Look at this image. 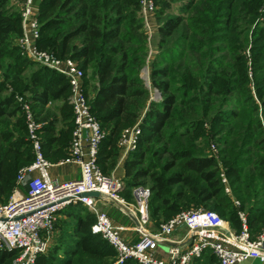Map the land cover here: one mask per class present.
<instances>
[{"label":"trees","instance_id":"1","mask_svg":"<svg viewBox=\"0 0 264 264\" xmlns=\"http://www.w3.org/2000/svg\"><path fill=\"white\" fill-rule=\"evenodd\" d=\"M17 1L0 0V205L34 160L17 97L42 124L50 163L69 156L74 126L66 78L21 55ZM140 1L39 0L36 47L83 71L90 113L103 133L96 164L105 176L116 166L122 131L138 124L124 162V200L146 187L156 228L202 208L236 234L244 225L254 239L264 226V0H153L158 52L149 62L150 88L140 76L148 53ZM210 143L218 160L207 152ZM71 206L75 212L67 211ZM68 207L58 214L66 220L57 219L54 243L33 264H117L114 249L90 231L93 214L80 204ZM15 257L0 250V264ZM190 264L217 259L205 250Z\"/></svg>","mask_w":264,"mask_h":264},{"label":"built area","instance_id":"2","mask_svg":"<svg viewBox=\"0 0 264 264\" xmlns=\"http://www.w3.org/2000/svg\"><path fill=\"white\" fill-rule=\"evenodd\" d=\"M17 5L21 10L22 36L17 41L21 55L63 75L67 80L68 103L72 109L74 126L69 156L58 164L76 163L80 175L77 179L65 181H57L50 176L51 163L43 156L39 135L42 124L35 120L30 104L18 96L34 160L19 170L9 201L0 205V250L16 253L12 264H33L36 256L46 253L54 235L58 214L76 204L86 207L93 214L95 220L90 231L114 249L117 264L125 260H133L138 264H190L203 250L211 251L218 264H243L249 260L264 264V229L251 239L243 225L241 233L236 236L228 222L202 208L177 214L160 224L155 233L146 230L149 224L148 188H134L132 203H128L119 194L124 186L123 181L111 175L105 176L96 164L103 133L90 113L84 94L83 71L74 60L59 59L39 50L36 47L37 4L35 0H19ZM154 13L153 0L140 1L139 14L146 35L151 32ZM147 59H151L150 54ZM153 92L155 96L158 95L155 90ZM139 133L138 124L123 130L118 141L119 150L131 152ZM210 153L216 158L213 143L210 144ZM91 192H97L99 197L86 195ZM109 202L133 220L139 234L137 241H126L108 215L98 210V205ZM239 216L244 221L243 214L239 213ZM181 229L186 230L183 240L172 241L173 234ZM164 242L169 243L170 247L167 259L162 260L154 252L156 246Z\"/></svg>","mask_w":264,"mask_h":264},{"label":"crops","instance_id":"3","mask_svg":"<svg viewBox=\"0 0 264 264\" xmlns=\"http://www.w3.org/2000/svg\"><path fill=\"white\" fill-rule=\"evenodd\" d=\"M38 1L39 0H35L36 4H37ZM56 105H57L56 103L55 104H49L48 107L49 108H53ZM129 153H126L124 151L119 150V156L117 158L116 166H115V168L113 169V171L111 173V176H113L115 179L123 181V177H124V162H125L126 158L128 157ZM58 162L51 163V166L49 168L50 176L53 179H55L57 181H65V180L79 178L80 169H79V166L76 163H64V164H60L59 165ZM67 209H68L67 210L68 212H72V211L75 212L76 211V207L75 206L68 207ZM115 211H116V213L121 214L117 210H115ZM57 219L58 220H60V219L66 220L65 216L62 215V214L58 215ZM123 221H114V220H112L114 226L117 227L120 230V232L122 234V237L126 241H128V242L137 241L138 238H139V234L135 233L136 232V225L133 222V220H131L129 218L128 220L126 219V220H123ZM183 230L184 229H181V230L177 231L176 233H174L173 236L171 237V240L175 241V242L183 240V238H184V236L186 234V230L185 231H183ZM162 245L167 246L168 249L170 247L169 243H167V242H164L162 244H158L156 246V249H155L154 253L159 259L165 260L168 257V254H167L168 249H167L166 252L162 251V249H161Z\"/></svg>","mask_w":264,"mask_h":264},{"label":"rangeland","instance_id":"4","mask_svg":"<svg viewBox=\"0 0 264 264\" xmlns=\"http://www.w3.org/2000/svg\"><path fill=\"white\" fill-rule=\"evenodd\" d=\"M175 10H176V6H173V11L175 12ZM140 18H141V16H140ZM153 18V20H152V22H151V24H152V26H151V32L150 33H148V35H147V39H146V41H147V48H148V53H147V55H146V62H145V66L143 67V69L141 70V79L143 80V83H144V85L147 87V88H150L149 87V62L156 56V54H157V40H158V37H157V29H158V23H157V21H156V16H155V13H154V16L152 17ZM141 21H142V18H141ZM142 23H143V21H142ZM149 34H150V37H148L149 36ZM149 54H150V56H151V59L148 61V56H149ZM150 92H151V96L154 98V99H156V100H158L159 99V95H157L156 94V96H155V92H153V90H150ZM211 144V143H210ZM210 144H209V146H208V149H207V152H209L210 153ZM215 145V144H214ZM215 148H216V158H217V160L219 159V154H218V152H219V149H218V146L217 145H215ZM226 189L228 190V191H226ZM225 192L227 193V194H230V189H229V187H228V185H227V183H225ZM9 201V200H8ZM7 201V202H8ZM128 203H132V201H127ZM233 203H234V205L235 206H238V202L236 201V200H233ZM2 205V204H1ZM98 210L99 211H101V212H104L105 214H107L108 215V217L110 218V219H112V220H114V221H123V220H128L129 218L127 217V215L126 214H124V213H122V212H120L118 209H117V207L116 206H114V204L112 203V202H109V203H106V204H100V205H98ZM115 210H117L119 213H121V214H118V213H116V211ZM190 210H195V209H190ZM190 210H186V211H190ZM186 211H183V212H186ZM209 211H212V210H209ZM212 212H214L216 215H218V213H216L215 211H212ZM180 213H182V212H180ZM219 216V215H218ZM220 217V216H219ZM171 219V218H170ZM170 219H168V220H170ZM167 220V221H168ZM223 220V219H222ZM124 222V221H123ZM166 221H163V222H160V224H162V223H165ZM159 224V225H160ZM231 229V228H230ZM264 229V226L262 227V229H261V231ZM146 230H148V231H151L152 233H155V232H157L158 231V228H156V226H154L153 224H152V222L149 220V224H148V226L146 227ZM183 231H185V229L183 230ZM182 231V232H183ZM231 231L234 233V235H236V236H238L239 234H236L232 229H231ZM260 231V232H261ZM259 232V233H260ZM136 234H138V231L136 230V232H135ZM258 233V234H259ZM249 234V233H248ZM257 234V235H258ZM256 235V236H257ZM135 236V235H134ZM255 236V237H256ZM250 237V236H249ZM54 243V241L53 240H51L50 241V246H52V244ZM49 246V247H50ZM161 249H162V251H167V249H168V247L167 246H164V245H162L161 246ZM203 251H205V250H203ZM211 252V251H210ZM217 264H218V262H217ZM243 264H260L258 261H253V260H249V261H246V262H244Z\"/></svg>","mask_w":264,"mask_h":264},{"label":"water","instance_id":"5","mask_svg":"<svg viewBox=\"0 0 264 264\" xmlns=\"http://www.w3.org/2000/svg\"><path fill=\"white\" fill-rule=\"evenodd\" d=\"M86 195L89 197H95V198L99 197V194L97 192H91V193H88Z\"/></svg>","mask_w":264,"mask_h":264}]
</instances>
